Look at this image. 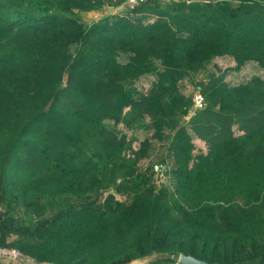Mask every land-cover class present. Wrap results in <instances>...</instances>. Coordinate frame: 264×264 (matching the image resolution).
Returning <instances> with one entry per match:
<instances>
[{"label":"trees","instance_id":"trees-1","mask_svg":"<svg viewBox=\"0 0 264 264\" xmlns=\"http://www.w3.org/2000/svg\"><path fill=\"white\" fill-rule=\"evenodd\" d=\"M123 3L0 0V243L52 264H264V0Z\"/></svg>","mask_w":264,"mask_h":264},{"label":"rangeland","instance_id":"rangeland-1","mask_svg":"<svg viewBox=\"0 0 264 264\" xmlns=\"http://www.w3.org/2000/svg\"><path fill=\"white\" fill-rule=\"evenodd\" d=\"M119 5V4H118ZM117 5V6H118ZM121 6V7H120ZM123 8V4L119 5L118 8ZM118 8L115 7V9L117 10ZM112 8L109 6H103L100 10H94L91 12H81L80 13V20L83 22L84 27L89 24L91 21L97 19V18H101L106 12H111ZM74 47H72L73 49ZM209 70V67H207L205 69V71L199 72L197 75H195L194 77V81L196 80H203L205 78V73ZM227 78H229V82L230 83H237L242 81L241 75L237 76H233L232 74L230 76H227ZM195 86H188L185 90L186 94H189L191 96L192 90L194 89ZM108 192H111L116 198L118 199H122L123 195L120 194V192L118 190H116V188L114 186L109 187ZM104 193H106L105 191L98 193L97 195L99 197H102L104 195ZM179 254L180 253H159V252H152L150 254L141 256V257H137L138 259H134L132 264H146L148 261L153 260L155 258H161V257H167L169 259L168 264H180L178 262V258H179ZM25 261L20 260L18 261L16 264H24ZM26 264V263H25Z\"/></svg>","mask_w":264,"mask_h":264},{"label":"built area","instance_id":"built-area-1","mask_svg":"<svg viewBox=\"0 0 264 264\" xmlns=\"http://www.w3.org/2000/svg\"><path fill=\"white\" fill-rule=\"evenodd\" d=\"M138 1L139 0H124L123 6L128 5L129 7H132L136 5ZM202 106H203L202 94L198 90H196L192 94L191 106L188 110L186 118L193 116L195 111L202 108ZM165 171H166V168L164 164L162 163L154 164L152 177L158 182H163L165 179ZM20 260L25 261L26 264H52L46 261H36L33 258L29 257L28 255H25L24 253H22L18 248L13 247V246H6L0 243V262L17 263Z\"/></svg>","mask_w":264,"mask_h":264},{"label":"water","instance_id":"water-1","mask_svg":"<svg viewBox=\"0 0 264 264\" xmlns=\"http://www.w3.org/2000/svg\"><path fill=\"white\" fill-rule=\"evenodd\" d=\"M134 259H138V258H134ZM134 259H131L125 263H121V264H132L133 260ZM178 262L180 264H221V263H218V262H212V263H209L205 260H202L200 258H197L193 255H190V254H183V253H180L179 254V258H178ZM240 262H235V263H230V264H239ZM224 264H227V263H224Z\"/></svg>","mask_w":264,"mask_h":264}]
</instances>
